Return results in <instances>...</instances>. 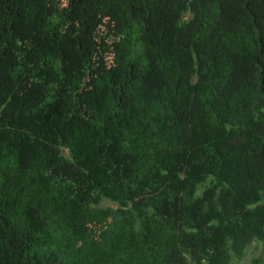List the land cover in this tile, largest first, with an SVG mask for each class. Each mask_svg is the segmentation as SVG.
Masks as SVG:
<instances>
[{"label":"trees","instance_id":"trees-1","mask_svg":"<svg viewBox=\"0 0 264 264\" xmlns=\"http://www.w3.org/2000/svg\"><path fill=\"white\" fill-rule=\"evenodd\" d=\"M255 241L264 0H0V264H239Z\"/></svg>","mask_w":264,"mask_h":264},{"label":"rangeland","instance_id":"rangeland-1","mask_svg":"<svg viewBox=\"0 0 264 264\" xmlns=\"http://www.w3.org/2000/svg\"><path fill=\"white\" fill-rule=\"evenodd\" d=\"M67 151V150H66ZM102 205L107 206V205H113L116 206V203L105 199L102 202ZM262 253H264V244H262L259 241H255L247 250V253L245 255V257L240 261L239 264H250L252 258L261 255Z\"/></svg>","mask_w":264,"mask_h":264}]
</instances>
